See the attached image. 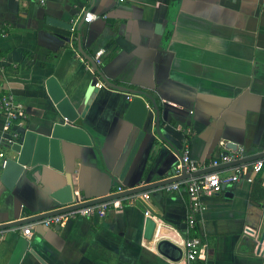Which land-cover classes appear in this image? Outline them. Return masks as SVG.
Here are the masks:
<instances>
[{
	"label": "crops",
	"instance_id": "crops-1",
	"mask_svg": "<svg viewBox=\"0 0 264 264\" xmlns=\"http://www.w3.org/2000/svg\"><path fill=\"white\" fill-rule=\"evenodd\" d=\"M82 10L98 18L81 22ZM51 18L74 30L51 25ZM50 75L91 144L60 140L53 158L44 153L46 161L25 167L10 187L0 178V224L52 210V192L68 180L75 195L92 200L119 185L180 176L186 138L201 174L232 170L231 161L211 165L232 151L227 142L250 155L264 152V0H0V94L25 105L28 116L15 126L21 140L27 129L48 124ZM127 95L147 106L141 128L134 124L139 113L126 117ZM6 119L0 113V149L8 156ZM169 184L145 190L146 201L132 194L111 199L103 218L50 226L35 220L30 237L20 231L26 223L1 229L0 264H188L180 245L188 234L200 238L204 264H264V198H252L253 182L204 197L189 231L186 193L167 190ZM146 217L158 223V240L143 237ZM163 238L181 252L161 254Z\"/></svg>",
	"mask_w": 264,
	"mask_h": 264
},
{
	"label": "water",
	"instance_id": "water-1",
	"mask_svg": "<svg viewBox=\"0 0 264 264\" xmlns=\"http://www.w3.org/2000/svg\"><path fill=\"white\" fill-rule=\"evenodd\" d=\"M81 22H83V17ZM49 23L53 26L66 28L68 30H74L72 24H69V26L65 27V22L54 18H51V20H49ZM75 31V35H79L78 31ZM94 66L96 67V64H94ZM104 81L107 84L112 85L105 78ZM44 87L45 92L49 98L50 105L52 107V110L49 112L46 118L48 124L41 126L42 130L27 129L24 133L22 140L20 139L18 144L9 147L10 154L7 156L6 164L2 168V172L0 175L1 180L8 187H10L13 181L16 180L18 176L25 171V167L34 164L38 161L45 162L46 157L44 156V153L50 152L53 158L54 155L57 154L60 140H66L75 143L91 144L90 136L87 134L84 128L75 123L78 118V112L74 108L69 97L66 95L58 79L53 75L48 76L44 82ZM132 94L137 95V92H134ZM153 106L156 110V122L158 123V110L154 102ZM146 112L147 106L145 102L141 100V98L134 96L128 103L126 117L129 118L130 116L135 115V113H139L138 119L135 120L134 124L138 128H141L144 118L146 116ZM156 133L159 137L161 136L160 132L158 131V125L156 127ZM141 135L142 132H140L133 149L137 145V142ZM226 148L229 150H236L237 145L233 142H227ZM33 149H35L36 156L31 157ZM263 156L264 152H260L246 156L240 160L231 161L229 164L234 166L236 164L252 161ZM199 174H201L200 170L187 174L185 173L184 168H182V175L180 176L167 178L165 180L153 182L150 184H144L134 188H128V190H124L115 194H110L99 198H94L92 200H84L72 206L67 205L68 203L77 199V195L74 194L71 180H68L64 186L56 188L51 194L52 198H54L58 204L55 208L43 212L41 214L22 218L21 220L0 224V230L17 226L23 223H29L34 220L42 219L53 214L67 211L68 209L74 207L87 206L95 203L108 201L115 197L131 195L134 193L145 191L151 187H155L165 183H171L189 176H195ZM159 228L160 227L155 220H153L151 217H146L143 237L147 240H152L154 234L158 232ZM157 249L161 254L168 257H172L170 255V250H177L181 252L180 248L176 244L164 238L157 242Z\"/></svg>",
	"mask_w": 264,
	"mask_h": 264
},
{
	"label": "built area",
	"instance_id": "built-area-1",
	"mask_svg": "<svg viewBox=\"0 0 264 264\" xmlns=\"http://www.w3.org/2000/svg\"><path fill=\"white\" fill-rule=\"evenodd\" d=\"M40 3H44V0H39ZM122 2L124 0H117ZM84 22H90L96 18L98 15L90 10H82ZM102 51L99 50L95 54L96 64H101ZM96 87L101 88L102 83H96ZM127 99H131V95H127ZM0 113L7 115V119L4 125L5 135L2 138V143L7 146H12L18 144L21 136L18 131L15 129L16 125L22 124L27 118L25 112V105L10 92H5L0 94ZM249 151H246L244 148H237L228 153L220 154L219 158L212 160L211 165H219L229 161L240 160L250 154ZM7 156L0 149V168H3L6 164ZM181 162L184 168L185 173L190 174L201 169L202 164L198 162L195 158L191 156L189 142L184 139L182 152H181ZM264 171V156L248 161L245 163H239L232 167L230 172H210L203 173L195 176H189L188 178L174 181L167 185V190L180 191L183 189L186 193L189 202V210L187 214V227L188 231L193 228L196 223L197 214L200 213L203 209V198L209 195H212L216 192H219L222 187L231 186L235 183H238L242 179H246L248 182H252L256 174ZM180 173V170H177V174ZM117 192L128 190V188H123L122 186H117ZM133 199H140L146 201L149 198L147 192L143 191L141 193H134ZM84 201L81 197L77 196V199L68 203L67 206H72L78 204L79 202ZM133 201V200H131ZM115 202L112 200L95 203L82 207H74L68 209L67 211L53 214L42 219H38L37 222L42 223L45 226H50L53 224L61 223L66 218H75V217H92L98 216L103 218L110 207L114 206ZM148 213V212H146ZM35 221V220H34ZM32 223H26L21 226V233L30 237L32 235ZM157 233L154 234L153 239L158 240L156 237ZM1 238V234H0ZM182 247V255L188 261V264H194L196 260L202 243L198 236H186L180 242Z\"/></svg>",
	"mask_w": 264,
	"mask_h": 264
},
{
	"label": "trees",
	"instance_id": "trees-1",
	"mask_svg": "<svg viewBox=\"0 0 264 264\" xmlns=\"http://www.w3.org/2000/svg\"><path fill=\"white\" fill-rule=\"evenodd\" d=\"M253 189H252V198L254 200L259 201L260 199L264 198V187L262 186V172L258 173L253 178ZM187 236H192V234H188ZM201 252V249H200ZM200 252L194 261V264H204L203 260H201Z\"/></svg>",
	"mask_w": 264,
	"mask_h": 264
}]
</instances>
